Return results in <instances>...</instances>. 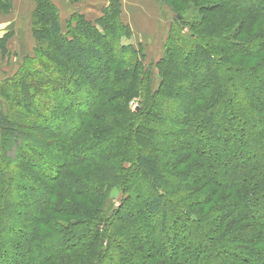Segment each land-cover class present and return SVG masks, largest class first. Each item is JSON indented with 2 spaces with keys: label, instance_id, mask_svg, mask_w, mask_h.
<instances>
[{
  "label": "trees",
  "instance_id": "trees-1",
  "mask_svg": "<svg viewBox=\"0 0 264 264\" xmlns=\"http://www.w3.org/2000/svg\"><path fill=\"white\" fill-rule=\"evenodd\" d=\"M32 1L36 7L31 34L38 45L44 42L38 52L63 81L55 84L63 90L58 102L69 101L80 117L74 116L76 124L70 122L69 133L61 134L69 119L56 106H48L49 123L55 119L52 129L35 125L49 131L46 138L52 142L47 146L55 151L47 157L55 167L36 169L50 182L40 180L35 189L23 186L20 181L28 177L30 165L39 162L28 160L30 155L22 147L14 160L6 154L12 151V137H28L38 129L29 125L26 131L25 123L16 119L20 115L3 111L1 104L22 106L26 115L32 102L46 99L54 89L52 81L43 77L35 83L38 86L32 84L29 79L34 74L29 69L0 83V226L5 224L1 231L9 238L4 237L2 244L20 248L10 257L0 248V264H105L115 244L123 264L135 259L138 264H264V0H213L217 5L202 22L186 26L187 36L181 35L182 29L172 30L164 56L154 63L160 78L155 90L154 74L143 64V50L137 53L119 45L130 31L117 18L118 0H109L95 23L72 15L76 26L67 35L61 33L58 11L50 0ZM8 4L9 0H0L3 9ZM175 14L176 22L183 23L184 15ZM224 23L238 27L234 37L224 32ZM11 36L10 32L0 38L3 54ZM98 37L109 46L100 44ZM230 39L238 44L231 45ZM126 62L131 65L120 71ZM76 76L81 81L68 88L70 82L64 81ZM168 77L174 87L165 83ZM88 89L94 98L75 100ZM132 99L140 101L134 111L128 106ZM239 112L241 119L236 117ZM229 119L241 124L226 128L223 123ZM231 126L249 133L234 143ZM168 129L169 137L164 138ZM34 134L32 141L38 140ZM153 139L157 146L144 148ZM242 147L247 156L241 157L240 165L235 151ZM103 184L118 185L136 200L142 196L137 184L151 194L140 203L125 199L107 223V218L97 216V205L90 208L86 203L87 195L100 201ZM33 196L39 197L32 200ZM33 210L38 212L34 219ZM48 211L57 219L46 217ZM155 219L162 231L166 223L180 228L172 239H164L167 254L159 251L164 243L156 232L137 234L141 221L149 225ZM117 221L129 231L116 227ZM121 236L126 241L119 243ZM193 239L201 245L194 247Z\"/></svg>",
  "mask_w": 264,
  "mask_h": 264
},
{
  "label": "rangeland",
  "instance_id": "rangeland-1",
  "mask_svg": "<svg viewBox=\"0 0 264 264\" xmlns=\"http://www.w3.org/2000/svg\"><path fill=\"white\" fill-rule=\"evenodd\" d=\"M82 4H86L89 2V0H79L78 3ZM95 2H98L99 0H94ZM93 1V3H94ZM119 1V0H118ZM141 2L144 3L145 7L147 8L146 11H142L139 12L137 15L135 13H128V5L126 7H123L122 9V2H120L121 4V8H120V14L117 16V18L119 19V22L123 25L126 26V28H128V31H130V36L129 37H124L121 38L119 40V45L120 46H128L129 48L132 47L135 51H137V53L139 52V49L141 48L145 54V61H144V67L146 68H150L149 70L152 71L153 75V79H152V87L153 90L157 89L158 87V83L160 82V78L158 76V72L155 68L154 63H157L158 61H160L162 59V57L164 56L165 53V47L167 46V40H169L171 38V33L172 30H175V32L177 33V31H181L182 29V36L183 34L185 36H187L189 34V28H187L186 26H191L193 27L195 24L202 22L207 16L206 13H208L211 8H214L217 4L215 3V1L213 0H208V1H203V0H167L168 3L170 2V4L172 6H174V8L170 5V7L168 6V4L166 3L164 5V1L163 0H140ZM12 3V1H11ZM53 3V2H52ZM77 3V2H76ZM56 6V9L58 11V19H59V23H60V30L61 33L67 35V30L74 28L76 26V22L73 20L72 15L74 14H79L75 11H72V7L73 3L72 2H64L63 0H56L55 3H53ZM71 4V5H70ZM110 4V3H109ZM152 4H155L157 6L156 9H153L151 7ZM7 6V5H6ZM35 3L32 0H14V3L12 5H10V1L8 6L3 9L2 6H0V27L4 26L7 19H11L14 16H16L15 14H17V18L15 22H12L10 29L6 30L4 28L3 33H10L11 32V37L10 39L5 43V49L6 54H3L2 49H0V83L2 81H5L7 79H11L15 74H17V72H19V74H23L24 72H26L28 69L31 70L33 72V77L31 79H29V81L32 84L38 83L39 79L41 77L45 78V79H50V88L52 87L54 90L52 91H48L49 93L45 96L46 99H43L44 97H39L36 99L37 103L32 102V109H31V113H27L25 115L24 111H23V107L20 106H16L14 108V105L12 102H8L7 103H2L1 105L3 106V111L7 112L8 110H10L12 112V115L15 112H17V114L20 115V117H16L17 120H19V123L23 122L25 123V130L27 131V127L29 125H32L34 127H37V125L35 124H45L48 129H52V125L53 123H55V119H53V121L51 122V124L49 123V110H48V106L51 104V107H57L58 111L62 114V116L68 118L69 120H66L64 122V125H62V129H60V133L62 134V132L66 134L69 133L70 131V127H69V123L71 122L72 125L76 124L77 120L76 118L79 116L80 117V111L74 113L73 110H71V107L68 106L69 105V101H65L62 103L58 102L59 99V95H61V93L63 92V90H61V87L59 86L58 88L55 87V84H59L61 82H63L61 80V77L58 78V70L54 69L51 65H49V62H47L44 57L42 56L41 52H38L39 47L42 46L43 48L45 46H43V43L41 44H37L35 42V40L33 39V36L31 34V30H32V24L34 22L33 18H32V14L33 11L35 10ZM76 8V6L74 7ZM105 9L101 10L100 13L95 12V13H91L90 15H85V14H79V15H83L84 18H86L87 21L91 22V23H95V20L102 18V12ZM77 11V10H76ZM177 12H181L184 15V22L179 24L178 22H176L179 18V15L177 16L175 13ZM205 12V13H202ZM136 16V17H132V16ZM133 25L132 28L129 27V21H133ZM69 21V22H68ZM112 22V19H111ZM113 23V22H112ZM223 29L225 33H228L230 37H234L236 30H237V26H232V27H228V24L224 23L223 24ZM11 30V31H10ZM126 30V29H124ZM127 31V30H126ZM4 33V34H5ZM4 34L2 36H4ZM42 34H45L42 31ZM227 35V34H226ZM225 35V36H226ZM1 36V37H2ZM229 36L227 35V38H229ZM0 37V38H1ZM175 37V36H173ZM45 38V36H44ZM99 42L100 44H104L105 46H109L106 42L105 38H99ZM86 40V39H84ZM91 40V39H90ZM89 40V41H90ZM231 45H237L238 43L234 40H231ZM115 51L112 52L113 57H115ZM175 55V53L173 54ZM172 56V55H171ZM178 61V59L176 60V62ZM175 62V63H176ZM131 65V64H130ZM127 62L124 65V68L122 66H119V68L116 67V69H119L120 71L125 70L126 68L128 69L130 66ZM152 65V68H151ZM174 66V64H173ZM115 68V67H114ZM256 75V74H255ZM257 77V76H256ZM258 78V77H257ZM60 79V80H59ZM78 79L81 78L79 76H76V78L74 77H69V79L67 81L64 82H70V86L68 88H71L72 84H74L75 82L78 81ZM168 81H166L165 83H167V85H171L172 87H174L171 84L172 81V77H168L167 79ZM54 83V84H52ZM251 83L255 84V80L252 81ZM38 86V84H35ZM190 88V86H189ZM201 91L203 90V87H200ZM251 89V88H250ZM10 92V91H9ZM242 93V91L240 93H237V96H240ZM93 93H91V91L85 90L83 95L79 94L76 96L75 100L79 101V102H84L85 99H88V97L94 98ZM4 100V98H3ZM132 103L135 106H132ZM140 101L138 99H132L129 101V108L131 110H137L138 106H139ZM8 108V109H7ZM50 108V107H49ZM85 108V106H83V109ZM158 108V107H157ZM16 109V110H15ZM157 110V109H156ZM236 112V111H235ZM237 113V112H236ZM22 115H23V119H22ZM162 115V114H161ZM76 118H75V117ZM165 115H162V117L164 118ZM58 117V116H56ZM238 119H241L240 116V112L239 114H237L236 116ZM239 120H237L236 124H241L240 122H238ZM225 122V121H224ZM223 123V122H222ZM226 123V122H225ZM228 125H234L235 127H237L235 125V123L232 122V120H228L227 124L223 126L227 128ZM71 126V125H70ZM150 126V124L148 125ZM147 126V127H148ZM145 127V124H144ZM142 127V128H144ZM232 127V126H231ZM225 128V129H226ZM154 129H156L154 127ZM232 129L235 131L232 134V141H234V143H237L242 136L244 135H248L247 133H249V130H245V131H241L240 128H237V130H235V128L232 127ZM36 130V129H34ZM40 132L42 133L41 136H39V134L36 135V132ZM38 131H31L30 132V136L28 137H24L21 135L19 136L17 134V136L15 135L14 137L11 138V149L12 151L8 153V155L6 154V158L8 157V160H14L17 158V150L18 148L22 147L24 148V152L25 153H29L30 157H28V160L30 161H34L37 160L39 163H37V165L35 167H32L30 165V169L28 171L27 174V178H24L26 180H22L20 181V184L23 186H28V188L31 189H35L36 185H38V182L41 180L44 182H46L45 180H48V182H50V178L49 176H47L45 173L42 174L40 172H37V170H42L43 168H45V166H54L52 164V161H50V159L48 158L51 154L54 153V149L53 147H50L49 145L47 146V144H50L52 141H48L46 136H49V131L46 129L41 130L38 129ZM241 131V132H240ZM142 132V131H141ZM170 133V130H166V132H163L162 135L164 138L169 137L168 133ZM33 133L34 137H38V140L32 141L33 139ZM64 135V134H63ZM63 138H59V140L61 141ZM249 140V139H248ZM32 141V142H29ZM157 141V140H156ZM42 142V144L40 145L39 143ZM155 140L153 139V142H148L146 141V143H144V148L147 147L148 145L150 146H157V144H154ZM161 143H163L164 145H166L167 143H164L165 141H159ZM249 141H247L248 143ZM252 142L250 141L248 144H251ZM27 144V145H26ZM239 147L240 144H238ZM143 147V146H142ZM26 148V149H25ZM41 152L42 155L38 156L37 153ZM238 155V157L240 158V165H242L244 163L243 159H241L242 156L246 155L247 152H244V149L242 147L236 149L235 151ZM48 156V157H47ZM54 156L58 157L59 154H55ZM247 156V155H246ZM47 157V158H46ZM8 167L11 169L13 167L12 164L9 163ZM13 169V168H12ZM38 174H37V173ZM42 176H45V179L42 180ZM78 183H80V181H78ZM140 192L142 191V196L138 197V200H136L135 195H131L128 197V194L125 193L121 188L118 187V185L112 186V185H106L103 184L101 186V188L103 189V196L100 199V201H93V199L89 200L90 196H86L87 198V206L92 208H96L95 206L97 205L99 207V213H98V217H103V218H107L106 221H109V218L112 219V217H115L117 209L119 208V206L124 202L125 199L126 203H130L131 201H138V203H140L141 198L144 195H148L151 194L150 191L145 190V188L143 186H141V184H137L136 186ZM79 188V187H78ZM61 188H58L57 190V195L59 193H61V190H59ZM137 189V190H138ZM44 190H50L49 188H45ZM49 192V191H47ZM139 192V193H140ZM95 193V192H94ZM93 193V195H94ZM47 194V193H45ZM92 194V193H90ZM264 195V191L262 193ZM261 195V196H263ZM97 196V195H96ZM133 196V197H132ZM34 198H32V200H34L36 197L39 196H33ZM264 197V196H263ZM97 198H99L97 196ZM95 200V199H94ZM56 202V200H54ZM135 202V204H136ZM131 204V203H130ZM35 205V204H34ZM26 206H30L29 202L26 201ZM36 206V205H35ZM97 207V209H98ZM30 209L33 208L29 207ZM93 208V210H94ZM25 210V209H24ZM96 210V209H95ZM136 210L139 211V207H136ZM44 212V210H43ZM42 212V213H43ZM36 213L33 210L32 212V219H34L36 217ZM46 217L48 218H52V219H57V216L54 212L52 211H48L45 214ZM59 219L61 220H69L68 218L65 217H59ZM173 219V217L171 216V214L169 215V221L171 222V220ZM103 220V219H102ZM179 223V221H178ZM180 224V223H179ZM5 224H3L2 226H0V248L1 250L3 249L5 251V254L7 257H10L11 252L17 251L20 248H16L13 245H9L6 244L5 246L2 244V241L4 240V237H6V239L8 238V234H5L4 230L3 233L1 231L2 227ZM141 225L136 228L137 230V234L140 236H145V234L147 232H149V230H153V232H156L157 234V239L162 240V243H164V239L168 238L172 239L175 236V233L180 232V228L178 229H174L172 228L170 223H166V225L164 226L165 231H162L160 229V221L158 219H155V222H153L152 224L149 225H145L143 224V222L141 221ZM116 227L122 228L123 225H121L120 221L116 222ZM174 227V226H173ZM5 229V228H4ZM126 231H129L127 228H122ZM162 232V233H161ZM119 235H121V233L119 232ZM126 237L121 236L120 238V242L118 240L119 243H122L125 240ZM132 240V239H131ZM135 240V239H134ZM122 241V242H121ZM194 242V247L200 246L201 242L199 241V239H193ZM118 245V244H117ZM117 245H112L111 248V253H113V255H109L106 259H108L106 261L105 264H123V259H121L119 257V250L117 248ZM197 245V246H196ZM171 250V248H170ZM160 252L167 254L168 248L165 245V243L160 247L159 249ZM240 254L244 255L243 252H239ZM135 254V253H134ZM143 254V253H142ZM136 255V254H135ZM121 256V255H120ZM257 260V262L261 263L260 261L263 260H258L257 258L255 259ZM219 262V261H217ZM197 262L193 261V264H195ZM131 264H138L137 260H132ZM215 264H219V263H215Z\"/></svg>",
  "mask_w": 264,
  "mask_h": 264
},
{
  "label": "crops",
  "instance_id": "crops-1",
  "mask_svg": "<svg viewBox=\"0 0 264 264\" xmlns=\"http://www.w3.org/2000/svg\"><path fill=\"white\" fill-rule=\"evenodd\" d=\"M10 1V5H12L14 3V0H9ZM12 1V3H11ZM51 2L55 3L56 0H50ZM65 3L66 2H72L73 3V6L71 5V7L73 8L72 11H75L79 14H85V15H90L91 13H95V12H98L100 13L101 10L103 9H107L108 6H109V0H99L98 2H95L94 0H89L88 3L86 4H82L81 1L80 3L79 0H63ZM94 1V3H93ZM120 2H122V9L123 7H126L128 5V13H135L136 15L139 13V12H142V11H146V7L144 5L143 2H141L140 0H119ZM77 2V3H76ZM76 6V8H74ZM151 7L153 9H156L157 6L155 4H152ZM77 10V11H76ZM16 16H14L13 18H11L10 20L7 19L5 20L6 23L4 26H1L0 27V37L5 33H3L4 31V28L6 30L10 29V27H12L11 23L12 22H15L17 21L16 18H17V14H15ZM132 17H136L135 15L132 16ZM133 21H129V27L132 28V25H133ZM11 31V30H10Z\"/></svg>",
  "mask_w": 264,
  "mask_h": 264
},
{
  "label": "built area",
  "instance_id": "built-area-1",
  "mask_svg": "<svg viewBox=\"0 0 264 264\" xmlns=\"http://www.w3.org/2000/svg\"><path fill=\"white\" fill-rule=\"evenodd\" d=\"M132 106H135V105L132 103Z\"/></svg>",
  "mask_w": 264,
  "mask_h": 264
}]
</instances>
